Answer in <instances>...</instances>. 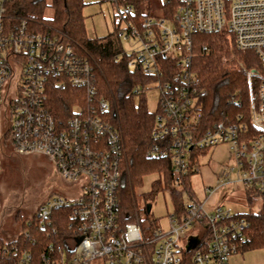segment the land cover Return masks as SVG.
I'll return each instance as SVG.
<instances>
[{"label":"built area","instance_id":"2783aa9c","mask_svg":"<svg viewBox=\"0 0 264 264\" xmlns=\"http://www.w3.org/2000/svg\"><path fill=\"white\" fill-rule=\"evenodd\" d=\"M13 0H0V108L6 85L17 82L10 101L11 137L20 152L51 156L70 182L84 179L82 194L68 199L53 194L23 226V234L0 248V264H179L192 247L190 264H228L229 256L247 242L249 221L226 204L207 207L208 198L228 182L264 195V0H159L163 15L146 14L139 22L121 11L117 39H136L131 69L140 70L160 90L149 156H169L173 181L168 188L190 195L185 210L170 214L164 231L153 226L146 234L140 222L122 219L125 141L112 101L100 94L95 65L71 43L36 30L27 18L13 15ZM115 1V0H113ZM167 7V9H166ZM132 17V15H131ZM222 32L237 50H254L260 69L236 59L235 69L248 81V113L205 121L201 86L194 61L210 50L198 35ZM101 62V61H100ZM150 80V81H151ZM78 91L71 114L58 118L50 105L53 87ZM137 94L144 89L135 87ZM236 103L241 99L231 97ZM228 144L235 159L232 178L206 187L203 201L192 197L186 177L200 167L195 150ZM197 230L188 237L194 225ZM33 229L41 233L32 236ZM30 244V247H26Z\"/></svg>","mask_w":264,"mask_h":264},{"label":"trees","instance_id":"16d2710c","mask_svg":"<svg viewBox=\"0 0 264 264\" xmlns=\"http://www.w3.org/2000/svg\"><path fill=\"white\" fill-rule=\"evenodd\" d=\"M115 2L124 4L127 10L129 6L133 7L134 12H128L127 19L132 18L139 22L148 14L142 10V0H115ZM174 3L176 0H170L168 8H171ZM84 4V0H61L59 17L47 18L45 17V0H13L10 13L27 18L36 30L48 31L71 43L76 51L88 57L95 65L100 94L112 101L124 136L125 158L123 183L120 187V214L123 220L129 221L134 219L133 210L136 208L134 188L141 183L142 175L148 171H157L163 180L157 181L156 190L167 189L174 179L172 162L169 156L162 158L149 156L151 146L155 142L153 128L157 111L151 112L148 109L145 96L143 93L137 94L135 87L139 84L145 85L151 78L140 70L130 68L128 61L132 54L126 52L120 53L118 58H115L116 54L113 53L111 67L102 66L88 45V34L82 12ZM198 39L210 46L209 52L198 54L194 61L201 86L206 89L202 107L205 121L226 116L234 118L239 112L243 113L244 118L247 119V75L244 71L230 68L223 62V57L229 53L230 49L226 34L206 33L198 35ZM235 51L247 67L260 69V59L254 50L235 49ZM77 94L78 91L71 87H53L50 105L56 117L66 119L71 114ZM233 95L241 99L242 103L238 104L231 100ZM194 157L193 155V161ZM192 172L186 177V188L189 191L192 189L189 181ZM172 194L176 201V209L185 210L183 191H173ZM246 199L249 203L261 200L262 207L259 212L236 213L237 216L245 217L250 223L247 229L248 239L240 249L241 251L247 248L264 247V195L247 190ZM146 201L149 203L147 197ZM17 219H21L20 215ZM32 236L40 238L41 233L33 229ZM0 243L3 244L2 241ZM192 251L190 246L184 249L183 258L179 264H190Z\"/></svg>","mask_w":264,"mask_h":264},{"label":"rangeland","instance_id":"374dc122","mask_svg":"<svg viewBox=\"0 0 264 264\" xmlns=\"http://www.w3.org/2000/svg\"><path fill=\"white\" fill-rule=\"evenodd\" d=\"M82 8L84 24L88 34V45L95 56L101 61L103 67L109 68L112 65V52L117 47H123L127 51H132L139 46L136 39H117L114 31L118 25L121 11L125 10V5L113 0H84ZM45 17H59L61 11V0H45ZM141 7L143 12L153 15H163L164 9L159 0H142ZM228 39V38H227ZM198 41V37H195ZM229 42V40H228ZM97 43V44H96ZM230 46V44H229ZM232 55L236 59L243 61L235 49L230 46L229 53L224 57L230 58ZM223 62L230 68L235 67V60ZM235 69V68H234ZM144 89L147 107L151 112L158 109L160 90L156 82L149 81L145 85L140 84ZM139 97V96H138ZM118 122V121H117ZM120 126V125H119ZM194 161L199 165L198 172H194L190 177L191 195L194 199L203 201L209 194L206 187L218 186L222 179L226 181L233 179L236 169L230 170L235 164L228 144H221L205 150H195ZM158 180H163L157 171H148L142 175L141 183L134 188L136 208L133 210V221L137 218L146 234H150L152 227L160 226L164 231L169 230L170 214L176 210V201L169 189L156 190ZM146 197L152 203V209L146 212ZM190 195L183 193V201L188 203ZM226 204L232 207L236 213L247 211L259 212L262 201L249 203L246 199L244 186L238 182H228L216 189L208 198L207 207L212 205ZM199 224L194 225L187 232V237L192 235ZM3 244L0 243V248ZM228 264H264V247L247 248L243 251L238 250L229 256Z\"/></svg>","mask_w":264,"mask_h":264},{"label":"water","instance_id":"95a60500","mask_svg":"<svg viewBox=\"0 0 264 264\" xmlns=\"http://www.w3.org/2000/svg\"><path fill=\"white\" fill-rule=\"evenodd\" d=\"M16 82L14 74L6 85L0 108V241L5 245L20 238L24 223L34 217L50 196L62 194L76 199L82 194L85 182L84 179L67 181L51 156L40 151L20 152L11 137L7 138L11 125L10 101ZM151 209L149 202L146 212Z\"/></svg>","mask_w":264,"mask_h":264},{"label":"crops","instance_id":"0c3cea01","mask_svg":"<svg viewBox=\"0 0 264 264\" xmlns=\"http://www.w3.org/2000/svg\"><path fill=\"white\" fill-rule=\"evenodd\" d=\"M97 44V43H96Z\"/></svg>","mask_w":264,"mask_h":264}]
</instances>
